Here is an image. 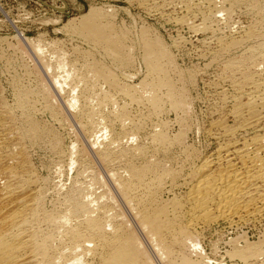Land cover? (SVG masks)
Segmentation results:
<instances>
[{"label": "bare ground", "instance_id": "bare-ground-1", "mask_svg": "<svg viewBox=\"0 0 264 264\" xmlns=\"http://www.w3.org/2000/svg\"><path fill=\"white\" fill-rule=\"evenodd\" d=\"M134 1L160 14L181 9L175 21L207 35L212 62L220 67L208 121L201 127L192 118L190 91L199 71L180 68L171 46L147 27L138 43L145 76L138 84L127 82L135 47L113 26L115 8L92 6L63 26L103 47L111 65L107 56L100 61L85 50L78 66L55 42L21 37L52 84L40 78L35 89L14 83L13 101L0 86V264H203L211 261L200 249L204 230L264 225V0ZM244 4L257 22L235 36L232 17ZM54 93L69 96L63 105L105 176L83 164L67 191L55 188L61 193L52 201L51 183L32 151L46 144L62 153L64 139L37 117L49 112L62 123ZM171 113L172 120L163 118ZM194 130L207 137L203 151L188 141ZM71 146L69 168L83 159L82 148ZM91 185L102 190L92 186L93 192ZM227 243L233 247L215 264H264V232L256 241L241 234Z\"/></svg>", "mask_w": 264, "mask_h": 264}, {"label": "rangeland", "instance_id": "rangeland-1", "mask_svg": "<svg viewBox=\"0 0 264 264\" xmlns=\"http://www.w3.org/2000/svg\"><path fill=\"white\" fill-rule=\"evenodd\" d=\"M167 1L168 3L171 2V0H164L165 3H167ZM154 2L160 3L161 0L143 1V3H145L146 5L147 4L152 5L154 4ZM92 6L102 7L104 9L115 8L114 19L112 23L113 26L116 27L117 32L122 31L118 33L119 35L121 33L126 35L125 42L128 45L135 47L133 48L134 52H132V55H134L133 60L135 62L133 63V65H131L128 68V70H126V72H129V74L132 73L133 75L131 74L132 78L128 79L127 82L131 84H135L134 82H136L138 84V82H141V80L145 76V65L143 63L142 57L140 58L142 49L140 44H138L140 43L141 34H142L141 31H143L142 29L144 27L150 29L152 33L158 34L160 36V39L164 43L171 46L172 53L176 57L175 59L177 61V64L180 66V68L184 70L194 69V71L197 72L199 71L197 74L196 82L190 91L191 98L193 99L192 118L194 123L196 122L197 125H200L201 127L204 126V124L208 121L209 116L211 114L212 111L211 108L215 105L214 102L216 100V93L213 90L214 89L213 85L214 82L218 79V76L220 74V67L217 65L216 62L215 63L212 62V58L209 53L210 49H208L210 43L208 42V38H206L207 35L202 32L194 33L190 31L187 25H182L180 23H177L175 19L178 18L180 14H182L181 9H176L177 11L176 10L173 11V9L172 10L168 9V11H165L164 14H160L157 9H155L156 11L153 9L148 10V8L145 9V7H143L144 6L143 4H139V2H136L134 0H0V84H1L0 86L6 89L3 90L5 95L6 94L8 95L7 98L9 97V100H11L12 98L14 99V95H13L14 89L12 88H15L14 85H16L19 82L24 83L26 85L29 84L28 87L30 86L34 89L37 88V86L35 85H38V81H36L38 80V78L44 79L45 82H47L49 85L52 84L51 83L52 81H50L51 77L48 76L49 73L46 70V67L44 66V64H41L42 62L40 61L39 57L33 50V47L31 45H28L25 41L22 40L21 37L23 36L33 37V38L42 37V39L47 44L48 42L49 43L55 42V45H57L59 49L61 50L63 49V52L66 51L67 54L66 52L65 54L68 55L67 57L71 61L74 60L73 62L76 61L75 63L78 64V66L83 65L84 62L86 61L83 59L86 57L85 55L87 52L89 53L92 52L91 53L92 56L95 55L93 57L97 56L98 58L96 57V59L98 60L102 59L100 61H103V59L105 60V56H107L106 57L107 61L105 60L104 62L110 65L113 63L106 54V52H104L105 50L103 49V47L101 46L99 47V45H97L96 47V44L94 43L91 44L90 42L88 43L81 37V35L78 36L79 34L77 35V33L75 34V32L69 31L67 29L65 30V27L63 28V26L68 22L69 19H71L72 17H78L88 12V10ZM248 12H250V8L245 4L241 5L240 7H237V9L234 11L232 17L233 20L232 27L234 29V34L235 32L238 31L237 29H239L241 26L250 25V24L256 25L257 18L255 16H252L251 12L250 13ZM257 29H259L260 31L261 29L263 30V28H261L260 25H258ZM127 36L128 38H126ZM235 36H237V34H235ZM179 39H181L182 42ZM138 40L139 42H137ZM174 40L176 42L179 41V43L177 45H174L175 44ZM76 47L78 52L76 51ZM19 49L23 51V53ZM48 50L46 53L47 54L46 58L49 59V61L50 60L52 61L51 57L53 56L52 55L53 47L52 50H50V52L52 53H49ZM79 50L82 51V53L80 52L79 54ZM93 52L95 54H93ZM98 54H102V55H98ZM82 55L85 57H83ZM81 56L82 58L80 59ZM100 56H102V58ZM37 57L38 60H36ZM76 59L77 60L79 59V61H77ZM78 62H80L81 64H79ZM66 89H69L68 86ZM60 96L62 97V99L59 98ZM68 97L69 96H67V94L65 96L63 93L61 95L54 93L53 95V103L54 105L57 104V107L56 106L55 107L59 110V112L61 111L63 113L61 114L60 112L61 122L62 123L64 122L63 124L60 122H55L52 119L51 114L49 112L46 113L43 112L37 115V117L40 118L44 123L47 122V125L53 127L54 130L56 129L55 132L57 134L59 133L58 135L60 136L61 139L62 138L64 139V140L62 139L64 141L62 143V147L64 145L63 147L64 149L62 148V153L57 152L56 150L53 151L52 148L50 150L49 149L50 147L46 146V144L42 145L41 147H36L32 151L33 161L36 164V167H38L37 169L44 177L46 176L48 178L47 181H50L49 184L51 183L49 187L52 186L54 188L53 189L52 187H50L51 194L53 193L52 195L54 196L53 197L51 195L52 199L50 200L52 201L57 199L59 195L58 192H60L58 191V189L56 191L55 188L61 189L62 192L67 191L71 186L72 178L78 172L80 171L82 172L84 170L85 164L86 166L88 165L93 170L94 169L97 170L96 172H99L100 174L105 176L104 166L100 163L98 157H96L97 155L93 154L95 153L94 150L92 148L90 149V147H87L89 144L86 138H84L85 137L84 134L82 133L81 130H79V128H77L76 124L73 122L74 121L72 119L73 116L71 113H70L71 115L69 114L68 109L66 110V106H64L65 104L63 105V102ZM138 108H139L138 106L134 105L131 107V110L134 114H137L136 112H138L140 109ZM172 114L173 113L169 114L170 115L169 117L167 116L168 115L167 114L165 115L166 117L164 116L163 118L172 120L174 118V114L173 115ZM67 122H69V124ZM172 125L173 126H171V132L173 133V131L175 132L176 130V126L174 123ZM73 131L74 133H72ZM147 132L150 133V128H148ZM81 133L83 134V136ZM100 134L101 133H99V135ZM145 135L146 133L144 132V135L141 134L140 138L138 139H140L141 142L145 141L144 140ZM75 140L78 141L75 142ZM188 141L192 143L193 146L198 148V150L201 151L205 150L208 144L206 135L203 132L201 131L199 132L197 130L190 132ZM76 143H78V145ZM125 144H127V142H125ZM74 145L77 146V148L79 146L80 149L79 148L78 149L80 151L82 148L81 152H83L84 155L82 154L80 155V157L83 156V159L86 162L85 161L83 162L82 161L83 159L81 157L80 159H78V161L79 160L80 161L74 164L75 166L72 165L73 167L69 168L67 167V163H66L68 161V154H69L68 150H70L69 148L70 146L73 147ZM91 150H93V152ZM64 157L65 159H62ZM101 166L103 167V170L101 169L102 168ZM82 167H84L83 170ZM65 168L68 170H66ZM86 178H88V175ZM89 179H86V181L89 182ZM92 186H94L96 190ZM96 186L99 185H91V187L93 188V192L96 191L97 193L98 190H99L98 192H100L102 189H97L100 186L99 187ZM91 187L90 190L92 189ZM93 192L91 190V196H94L92 195ZM262 232H264V225L262 224L254 228H239V229H231L228 227L226 228L224 226L213 225L212 227L204 230L200 235V239H201L200 249H202L204 251V254H206L207 257H209L208 259L209 260L211 259L212 261V262L207 261L204 263L215 264L217 260L220 261V259H222L220 255H222L226 249L231 250V248L233 247V243H227L230 238L232 237L235 238L240 236L241 234L242 235L246 234L249 240L256 241L258 240V236H260V234L262 235ZM215 248H217L218 250L214 251Z\"/></svg>", "mask_w": 264, "mask_h": 264}]
</instances>
